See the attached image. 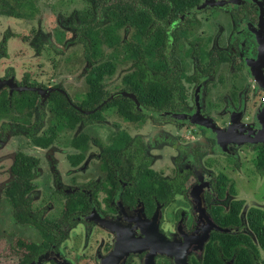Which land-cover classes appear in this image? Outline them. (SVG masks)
I'll return each mask as SVG.
<instances>
[{"label": "flooded vegetation", "instance_id": "obj_1", "mask_svg": "<svg viewBox=\"0 0 264 264\" xmlns=\"http://www.w3.org/2000/svg\"><path fill=\"white\" fill-rule=\"evenodd\" d=\"M193 1L181 17L158 10L154 21H130L146 7L126 0L117 35L138 34L139 67L108 51L116 71L105 85L117 88L106 85L108 99L87 110L84 51L74 95L46 83L45 46L64 49L47 39L45 23L31 40L17 26L39 13L40 0H0L11 12H0V245L13 243L2 260L177 264L151 240L159 233L181 258L187 244L188 264H264V0ZM77 11L55 24L81 46L70 27ZM12 40L32 50L11 51ZM137 70L138 94L125 83ZM54 92L74 115H54ZM119 98L132 102L133 118L117 105L103 110Z\"/></svg>", "mask_w": 264, "mask_h": 264}, {"label": "trees", "instance_id": "obj_2", "mask_svg": "<svg viewBox=\"0 0 264 264\" xmlns=\"http://www.w3.org/2000/svg\"><path fill=\"white\" fill-rule=\"evenodd\" d=\"M145 2L146 12L140 17L131 18L130 21H154L155 12L161 11L162 15H174L181 17L187 15L193 0H143ZM86 8L77 11L78 21L76 18L71 21L70 27L76 33V42L83 46L84 55L87 61L92 64V68L87 75V83L89 90L86 95L84 109L92 110L97 108L109 97L106 89L105 79L116 71V64L107 60L108 51L112 50V54L116 57L114 60L120 62L122 60H132L134 66L138 69V51L140 50V39L138 34L133 36L130 41H123L117 35V30L121 28L124 15L119 13L127 7L126 0H83ZM2 13H11L9 10H2ZM21 16V12H15ZM135 14V12H134ZM149 18V19H148ZM107 21H113L107 23ZM138 27L137 23H133ZM150 35V34H149ZM152 36V35H150ZM153 37L148 40V45H153ZM131 77L125 79L129 90L138 94L140 92L141 77L138 70L130 74ZM51 109L57 118L70 117L74 115L75 110L68 103L66 96L54 92L48 99ZM111 105H117L122 115L133 118V105L127 98H119L116 101L109 102L103 110ZM101 111H97V114ZM138 111H136L137 113ZM134 117V119H136ZM261 247L264 251V234H259ZM40 248L34 245L33 253H39Z\"/></svg>", "mask_w": 264, "mask_h": 264}, {"label": "rangeland", "instance_id": "obj_3", "mask_svg": "<svg viewBox=\"0 0 264 264\" xmlns=\"http://www.w3.org/2000/svg\"><path fill=\"white\" fill-rule=\"evenodd\" d=\"M40 5L42 6L41 10L38 14H36L32 19L29 20V24H22L18 22V30L21 31L20 34L25 35L28 39H32L34 35H36L37 25L39 23H45V32L49 33L50 35L47 39H52L53 43L58 48H63L64 51L56 53L55 51L51 50L49 46H45V82H61L63 86L66 87L67 91H70L71 94H75L70 88H79V86H75L73 77L77 76L81 69L85 67V60L83 58V47L82 45H70L72 43L71 34L66 33L67 30H63V28L57 24H55L56 18L58 14L65 15L66 17L72 15L74 11L82 10L86 8L85 3L82 0H40ZM17 22V21H16ZM2 29L4 25H1ZM21 29V27H24ZM64 31V32H63ZM1 32V28H0ZM17 46V47H16ZM16 48V51H20L18 54H23L24 51L32 50L29 45H25V49H22L21 43L12 40L10 42L9 49L12 51ZM57 50V48H56ZM55 52V53H54ZM13 58V57H12ZM10 58V59H12ZM14 60V58H13ZM81 81V80H80ZM106 85L111 89L115 90L117 88L116 80H111L106 83ZM100 134H105V129L100 130ZM250 158V157H249ZM225 165V164H223ZM264 189V187H263ZM11 222L9 219L6 220V226L9 227ZM9 232V229L7 230ZM9 235V234H8ZM1 238V237H0ZM0 245V261H3L0 264H10L8 260L4 261L7 257H10L12 245L10 240L4 238ZM11 244V245H9ZM9 262V263H8Z\"/></svg>", "mask_w": 264, "mask_h": 264}, {"label": "water", "instance_id": "obj_4", "mask_svg": "<svg viewBox=\"0 0 264 264\" xmlns=\"http://www.w3.org/2000/svg\"><path fill=\"white\" fill-rule=\"evenodd\" d=\"M105 104V103H104ZM100 108V107H99ZM257 141V140H256ZM150 235V237H152V239L151 240H153L154 242H156L155 243V246H159L161 249H162V252L163 253H166L167 255H174V256H176L177 257V264H188L187 263V261H186V254H187V252H188V248H187V244H186V249L184 250L185 252V254L183 255V257L181 258L179 255H175V254H173V253H170V251H169V247H167V246H165L162 242H161V240L159 239V237H160V235H159V233H153V234H149ZM149 237V238H150ZM148 240V239H147ZM138 240L137 239H133V238H130V245L132 244L133 246H138V245H141V244H143V243H146V242H141L140 244L137 242ZM148 242V241H147ZM133 252H137V249H134L133 247H131L130 249H129V252H127L126 251V255H125V258L123 259V260H126V258H127V256L130 254V253H133ZM153 257H154V255H153V253H151L150 254V259H151V261L153 260ZM51 259V257H49V258H47V260H50ZM43 261V260H42ZM57 262H58V264H67V263H65V261L64 260H62V261H60V260H57Z\"/></svg>", "mask_w": 264, "mask_h": 264}]
</instances>
